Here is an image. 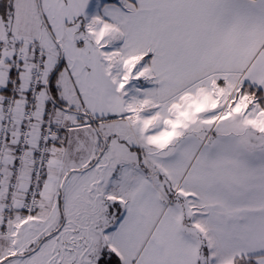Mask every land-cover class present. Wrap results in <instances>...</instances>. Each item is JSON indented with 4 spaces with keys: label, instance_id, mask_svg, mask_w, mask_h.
<instances>
[{
    "label": "snow or ice",
    "instance_id": "snow-or-ice-1",
    "mask_svg": "<svg viewBox=\"0 0 264 264\" xmlns=\"http://www.w3.org/2000/svg\"><path fill=\"white\" fill-rule=\"evenodd\" d=\"M0 264H264V0H0Z\"/></svg>",
    "mask_w": 264,
    "mask_h": 264
}]
</instances>
